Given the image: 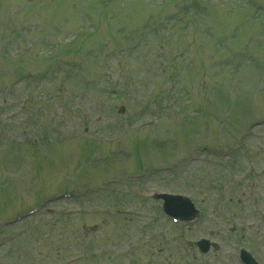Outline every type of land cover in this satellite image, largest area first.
<instances>
[{
	"label": "rangeland",
	"instance_id": "374dc122",
	"mask_svg": "<svg viewBox=\"0 0 264 264\" xmlns=\"http://www.w3.org/2000/svg\"><path fill=\"white\" fill-rule=\"evenodd\" d=\"M240 249L264 264V0H0V264Z\"/></svg>",
	"mask_w": 264,
	"mask_h": 264
},
{
	"label": "water",
	"instance_id": "95a60500",
	"mask_svg": "<svg viewBox=\"0 0 264 264\" xmlns=\"http://www.w3.org/2000/svg\"><path fill=\"white\" fill-rule=\"evenodd\" d=\"M124 113V109L121 110ZM158 198H163L165 200V211L168 215L179 218L182 221H191L196 218L198 212L193 209L191 201L183 197L174 196H158ZM201 252L207 253L211 247L218 250L219 247L216 244H211L207 240H201L197 243ZM244 260L246 264H254L253 260L248 254H245Z\"/></svg>",
	"mask_w": 264,
	"mask_h": 264
}]
</instances>
